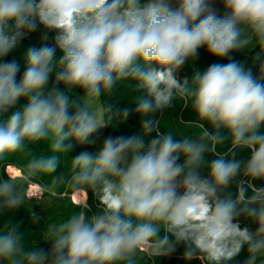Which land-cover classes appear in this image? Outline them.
I'll list each match as a JSON object with an SVG mask.
<instances>
[{"label":"clouds","instance_id":"obj_1","mask_svg":"<svg viewBox=\"0 0 264 264\" xmlns=\"http://www.w3.org/2000/svg\"><path fill=\"white\" fill-rule=\"evenodd\" d=\"M220 2L222 14L216 0H0V116L27 100L0 119V214L62 187L80 197L79 211L47 225L48 250L26 245L18 223L0 227V264H141L181 243L185 261L227 264L247 245L244 264H264V186L254 183L264 181V0ZM39 29L45 40L55 33V46L29 48L18 80L19 63L2 58ZM257 47L259 78L231 57ZM201 48L229 62L178 78ZM128 80L147 93L136 113L149 117L178 100L196 113L189 127L198 133L176 139L144 119L142 134L108 136L98 152L65 161L73 147L66 141L95 143L90 138L112 118L101 96ZM115 115L126 120L130 110ZM229 137L232 149L250 150L246 161L217 151ZM41 142L52 155L34 150ZM209 153L217 158L206 161ZM61 163L67 175L54 176ZM89 191L102 209L91 217ZM240 216L256 230L241 227Z\"/></svg>","mask_w":264,"mask_h":264},{"label":"trees","instance_id":"obj_2","mask_svg":"<svg viewBox=\"0 0 264 264\" xmlns=\"http://www.w3.org/2000/svg\"><path fill=\"white\" fill-rule=\"evenodd\" d=\"M217 1V9L223 13V4L220 0ZM55 33H48L47 39H44V31L43 29H39L36 32L32 33L30 36L25 38L20 45L13 50L7 57L2 58L5 61H10L15 59L19 65L21 71L17 75V79L19 80L20 76H22L23 71L25 69V56L27 50L29 48L35 47L39 48L44 44L49 46L54 45V37ZM259 48H255L252 50H246L243 52H234L231 54L232 59L239 61L244 67L251 68L253 75L256 78L260 77V62L254 60ZM63 53L57 49L56 58L61 57ZM229 59L227 57L223 59H218L214 56H211L207 53L205 48H201L199 50V56L195 60H189L186 62L185 66L179 71L178 78L182 79L183 77H191L194 70L204 71L208 66L212 63H227ZM54 81V74L49 81V87H52ZM59 87H63L62 85ZM77 95H83L82 90L76 89L74 90ZM147 95L146 90H137L136 82L132 80L123 81L118 83L112 92L107 95L101 96V102L105 106H111L112 112L106 115V120H108V116H112L109 120L107 127L104 128L105 137L108 136H132V135H140L142 134V122L144 119H152L154 121L160 122V131L164 132L166 130H173L178 133L176 135V139H182L184 135H192L195 136L198 133V129L195 127H189V125H194L198 117L195 112L191 110L190 107H185L181 101L174 100L172 106L165 108L164 110L157 111L153 113L149 117H142L140 114L136 113L135 108L137 105L138 97H145ZM26 98H21L18 100L17 104L8 110V112L4 113L3 116H0V119H7L13 112L17 110H21L23 106L26 104ZM129 109L130 115L126 120H121L118 115H115L119 111L123 109ZM207 127V125H206ZM264 132V128L261 129ZM227 135V133H225ZM155 136V132L148 137L151 139ZM94 141L97 139V132L93 134L90 138ZM66 143H71L73 145L72 149L68 153V157H65L64 160L75 157L82 151H90V152H98L99 149L96 144H85L80 145L74 140L66 141ZM34 150L38 153H44L45 155H52L49 148L48 142H41L37 145H34ZM218 152H222L226 154V159H230L233 157V153H235V158L238 160H247L249 157V151L247 149H232L231 147V138L229 137L222 146L218 147ZM217 158L216 154L209 153L206 156V161L210 162L211 160ZM10 162H19L16 157H12ZM180 163L183 162V157H181ZM67 165L61 163L58 166L54 176H59L61 173L67 175L66 171ZM202 175H207V168L202 170ZM0 175H3L2 169H0ZM38 182L43 184L47 183L46 177H39ZM257 187L264 186V181H255L254 182ZM233 198L236 196V185L233 184L230 188ZM72 194L66 187H62L56 196H50L53 199V202L48 210L45 211H37L32 206L27 205V203L34 202V200H29L26 204L20 209L12 210L11 212H6L0 214V227H3L5 223L11 220L14 224H19V231L26 233L25 243L28 246H31L32 242L37 243L40 248L45 250L50 249V242H46L43 238V233L46 230L48 224L53 222H59L63 219H66L73 211H79V208H74L72 200ZM248 195H251V191L249 190ZM87 205L88 208L85 209L86 214L91 217L92 215L98 214L102 209L99 206V202L96 197L92 194L91 191L87 194ZM35 213L36 219L33 221L30 212ZM241 227H249L251 231H255L257 225L251 220L246 218L245 216H240L238 218ZM163 235V232L161 233ZM170 239H174L170 237ZM185 251V246L181 243L176 247V251L172 253L170 256L166 257H144L141 261V264H201V261L197 259H192L190 261H185L183 258V253ZM248 258L247 253V245H245L240 254L235 257L232 261L227 262V264H244V262ZM259 264V261L257 262Z\"/></svg>","mask_w":264,"mask_h":264},{"label":"rangeland","instance_id":"obj_3","mask_svg":"<svg viewBox=\"0 0 264 264\" xmlns=\"http://www.w3.org/2000/svg\"><path fill=\"white\" fill-rule=\"evenodd\" d=\"M215 7L217 8V1L215 3ZM105 138L106 137H105V133H104V128H102L97 132V139L95 141V144L99 150L102 148L103 141ZM8 170H9V172L13 171V169H11V168H9ZM31 195H36V193H34L32 190H30V198H31ZM79 198L80 197L77 193L72 194V200L74 202L76 200H78ZM52 202H53V199L50 196L44 195L43 198H41L40 195H36V199L34 200V202L27 203V205L32 206V208L34 210L42 212V211L48 210L50 208Z\"/></svg>","mask_w":264,"mask_h":264}]
</instances>
